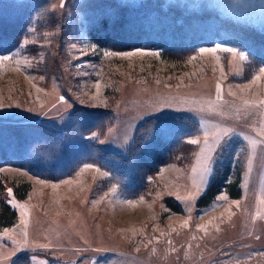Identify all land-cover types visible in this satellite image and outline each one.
I'll return each mask as SVG.
<instances>
[{"label": "rangeland", "instance_id": "obj_1", "mask_svg": "<svg viewBox=\"0 0 264 264\" xmlns=\"http://www.w3.org/2000/svg\"><path fill=\"white\" fill-rule=\"evenodd\" d=\"M83 1L51 0L55 24L25 26L0 53L1 123L62 133L78 108L112 111L106 134L89 137L126 154L145 120L187 115L201 126L188 141L199 143H192L190 162L162 166L136 196L117 184L102 188L111 174L90 163L59 181L1 167L4 199L18 216L0 230V264L23 256L25 264H264V66L248 71L247 54L225 43L202 46L182 61L157 48L107 49L88 34L76 10ZM165 2L210 7L264 29V0ZM232 139L247 150L240 197L223 190L197 207ZM11 182L30 183L25 199Z\"/></svg>", "mask_w": 264, "mask_h": 264}, {"label": "trees", "instance_id": "obj_2", "mask_svg": "<svg viewBox=\"0 0 264 264\" xmlns=\"http://www.w3.org/2000/svg\"><path fill=\"white\" fill-rule=\"evenodd\" d=\"M50 4L51 0H0V53L9 51L15 40L23 37L25 26L38 25L40 21L54 25ZM76 10L86 20L92 40L107 49L157 48L167 59L182 61L202 46L225 43L247 54L248 71L264 66V29L223 16L210 7L191 9L165 0H143L139 5H125L118 0H85ZM74 115V124L62 133L0 121V168L13 166L42 179L59 181L90 163L111 174L102 188L117 184L125 195L136 196L148 189L146 179L155 177L162 166L190 162L196 146L188 138L201 132L199 122L187 115L151 117L138 126L128 152L123 154L106 150L89 137L106 134L114 123L112 111L81 107ZM246 159L244 141L230 140L219 153L213 178L197 207L208 206L223 190L232 198H239ZM2 178L7 179L0 174V230L14 225L18 216L17 210L4 199ZM11 185L19 199H25L31 189L29 182ZM169 205L181 211L177 204ZM26 262L23 256L13 264Z\"/></svg>", "mask_w": 264, "mask_h": 264}, {"label": "snow or ice", "instance_id": "obj_3", "mask_svg": "<svg viewBox=\"0 0 264 264\" xmlns=\"http://www.w3.org/2000/svg\"><path fill=\"white\" fill-rule=\"evenodd\" d=\"M192 143H199V141H192ZM9 191H11V190H9Z\"/></svg>", "mask_w": 264, "mask_h": 264}, {"label": "crops", "instance_id": "obj_4", "mask_svg": "<svg viewBox=\"0 0 264 264\" xmlns=\"http://www.w3.org/2000/svg\"><path fill=\"white\" fill-rule=\"evenodd\" d=\"M94 165V164H93Z\"/></svg>", "mask_w": 264, "mask_h": 264}]
</instances>
